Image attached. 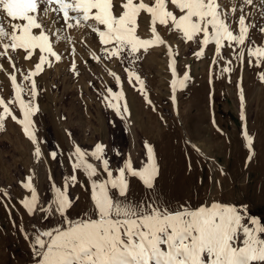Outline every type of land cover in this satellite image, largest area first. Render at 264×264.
<instances>
[{
	"label": "snow or ice",
	"instance_id": "obj_1",
	"mask_svg": "<svg viewBox=\"0 0 264 264\" xmlns=\"http://www.w3.org/2000/svg\"><path fill=\"white\" fill-rule=\"evenodd\" d=\"M260 5L258 7L255 0H236L234 4L228 0L227 5L221 0H0V59L11 68L9 79L13 89L11 100L0 98V128L9 118L21 125L24 135L34 146V156L41 157V141L32 119L39 112L35 103L38 95L35 78L46 66L51 67L63 59L55 48L58 41L70 44L67 50L73 58L70 71L79 75L76 45L66 35L71 30H87L93 34L98 38L103 58L121 64L128 57L132 58L129 63H134L135 54L142 48L146 51L149 45L166 44L157 30L160 25L177 33L185 42L199 44V50L193 53L197 57L204 54L208 45H214L213 64L224 61L222 72L229 76L233 60L264 68V43L256 44L250 36L254 28L264 35V26L257 25L249 12L250 8H256L264 18L261 10L264 0H260ZM141 14L149 18L152 39H141L137 34ZM81 43L87 46L85 41ZM225 47L231 49L232 59L222 55ZM168 54L172 61L169 68L175 105V93L187 86L189 73L185 71L178 79L171 46H168ZM18 56L33 66L28 70L21 69L17 66ZM90 59L101 62L95 52ZM0 71H7L3 64H0ZM123 71L128 84L144 95L145 102L151 107L141 76L129 67H124ZM108 74L116 87L121 88L122 79L117 72L109 71ZM18 75L21 81L30 83L29 89L18 84ZM258 75L264 83V71ZM106 92L107 95L101 94L102 100L118 118L123 120L130 115L127 103L121 106L123 91L114 92L107 86ZM239 101L240 119L244 122L246 98L242 89ZM10 105L18 107L19 116ZM182 129L181 122L173 129V136L199 153L191 139L181 134ZM242 135L248 148L247 165L253 159V137L246 124ZM144 148L145 157L140 167H134L129 155L115 169L114 175L106 145L98 142L86 151L74 144L66 153L72 174L63 178L62 188L52 182L53 199L44 206H40L32 177L28 176L27 181L22 182L28 194H22L17 201L24 213L35 216L39 212V218L45 222L55 215L61 217L56 224L42 227L32 236L11 220L7 201L12 197L7 192H0L4 197L0 203L4 204L10 222L28 244L34 264H264V217L252 214L246 203L213 200L197 207L183 203L173 208L162 204L156 195L130 198L129 178H138L146 193H154L159 179L154 148L147 141ZM59 152L63 149L58 146L57 150L50 151L51 159L56 160ZM114 155L122 157L124 154L116 149ZM88 156L99 161L100 167L91 163ZM78 171H82L89 181L91 207L83 217L72 218L68 213L74 210L79 197L68 190L80 184ZM105 174L106 179H99Z\"/></svg>",
	"mask_w": 264,
	"mask_h": 264
},
{
	"label": "rangeland",
	"instance_id": "obj_2",
	"mask_svg": "<svg viewBox=\"0 0 264 264\" xmlns=\"http://www.w3.org/2000/svg\"><path fill=\"white\" fill-rule=\"evenodd\" d=\"M227 2L221 0L222 4L227 5ZM231 2L234 4L236 0ZM255 3L261 6L260 0H255ZM261 10L264 11V7ZM249 12L257 25L264 26V18L256 8H250ZM139 24L137 34L140 38L152 39L149 18L141 14ZM157 30L166 44L149 45L146 51L142 48L135 54L134 63H129L132 58L128 57L123 64L105 60L99 50L98 38L87 30L67 32L69 41L76 45L79 75L70 71L73 59L67 54L70 44L56 42L55 48L63 59L51 67L46 66L44 72L35 78L38 89L35 103L39 112L32 119L41 141L40 158L34 156V146L24 135L21 125L9 118L0 128V192H7L12 197L7 201L11 220L27 229L29 236L42 227L56 224L61 217L55 215L45 222L39 218V212L35 216L26 215L17 203L22 194H28L22 182H26L28 176L32 177L40 206H44L53 199L52 182L62 188L63 178L72 174L66 153L74 144L86 151L93 149L98 142L106 145L114 175L115 169L129 155L134 167H140L145 157L144 142L151 144L159 168L156 188L154 193H146L138 178H129L130 198L156 195L162 204L173 208L183 203L197 207L213 200L246 203L253 207L258 199L264 198V83L258 75L264 68L233 60L229 76L222 72L224 61L213 64L214 45H208L204 54L197 57L193 53L199 50V44L185 42L177 33L163 26L157 25ZM250 36L256 44L264 43V35L258 28L252 29ZM81 41H85L87 46ZM168 46L173 49L177 78H182L185 71L189 73L187 86L175 93V105L172 103L173 77L169 68L172 61ZM93 52L101 57V62L90 59ZM222 55L232 59L231 49L225 47ZM16 60L21 69L28 70L33 66L22 57L18 56ZM0 64L7 69L0 71V98L8 101L13 97L9 79L11 68L5 60L0 59ZM124 67L141 76L151 107L145 102L144 95L128 84ZM109 71H115L121 77V88L116 87ZM17 82L25 89L31 87L29 82L21 81L19 75ZM107 86H111L114 92L123 91L121 106L126 102L130 113L125 119L118 118L103 102L102 95H107ZM240 89L246 98L244 122L240 119ZM10 107L20 115L16 105ZM181 122L184 126L181 134L191 139L199 153L173 136V129ZM244 124L253 137V159L247 165L248 148L242 135ZM57 146L63 152L53 160L49 153L57 150ZM116 149L124 155H114ZM86 158L100 167L99 161L91 156ZM77 176L80 184L68 190L71 195L79 197L74 210L68 213L72 218L83 217L91 207L89 181L82 171H78ZM99 179H106V174ZM3 199L0 196V200ZM252 214L264 217V210L256 209ZM0 264H34L28 244L10 222L9 212L3 203H0Z\"/></svg>",
	"mask_w": 264,
	"mask_h": 264
},
{
	"label": "crops",
	"instance_id": "obj_3",
	"mask_svg": "<svg viewBox=\"0 0 264 264\" xmlns=\"http://www.w3.org/2000/svg\"><path fill=\"white\" fill-rule=\"evenodd\" d=\"M262 204H264V198L258 199V201H256L255 206L251 207L248 205V207L253 209V208H256L257 206L262 205Z\"/></svg>",
	"mask_w": 264,
	"mask_h": 264
},
{
	"label": "trees",
	"instance_id": "obj_4",
	"mask_svg": "<svg viewBox=\"0 0 264 264\" xmlns=\"http://www.w3.org/2000/svg\"><path fill=\"white\" fill-rule=\"evenodd\" d=\"M256 209H259V210H264V204H262V205H259V206H257L256 208H249V210H250V212L251 213H253V210H256Z\"/></svg>",
	"mask_w": 264,
	"mask_h": 264
}]
</instances>
